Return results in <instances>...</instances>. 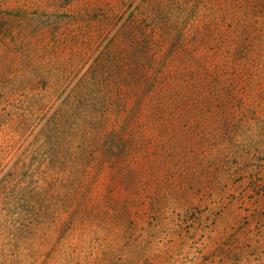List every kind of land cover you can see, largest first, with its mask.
<instances>
[{
  "label": "trees",
  "instance_id": "trees-1",
  "mask_svg": "<svg viewBox=\"0 0 264 264\" xmlns=\"http://www.w3.org/2000/svg\"><path fill=\"white\" fill-rule=\"evenodd\" d=\"M263 45L264 0H0V264L200 204L264 126Z\"/></svg>",
  "mask_w": 264,
  "mask_h": 264
},
{
  "label": "rangeland",
  "instance_id": "rangeland-1",
  "mask_svg": "<svg viewBox=\"0 0 264 264\" xmlns=\"http://www.w3.org/2000/svg\"><path fill=\"white\" fill-rule=\"evenodd\" d=\"M0 115L3 163L9 156L3 111ZM235 130L225 146L228 177L220 181L218 163L210 175L203 170L202 177L199 174L203 185L195 192L200 204L192 208L162 204L152 211L148 203L143 211L148 207L147 217H139L130 229L118 235L112 230L91 235L73 259L63 249L71 248L76 238L64 239L58 251L37 254L36 264H264V126L257 128L252 122ZM241 133L245 138L236 137ZM250 134L257 137L250 139ZM24 260L32 262L30 257Z\"/></svg>",
  "mask_w": 264,
  "mask_h": 264
}]
</instances>
